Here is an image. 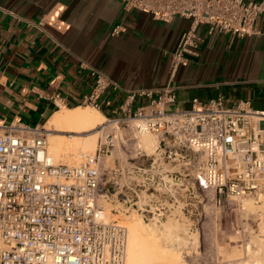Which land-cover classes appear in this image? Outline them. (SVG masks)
I'll list each match as a JSON object with an SVG mask.
<instances>
[{
    "label": "built area",
    "instance_id": "built-area-1",
    "mask_svg": "<svg viewBox=\"0 0 264 264\" xmlns=\"http://www.w3.org/2000/svg\"><path fill=\"white\" fill-rule=\"evenodd\" d=\"M121 1L124 10L158 21L190 20L169 52L171 79L188 56L198 55L199 24L210 33L244 37L260 34L256 22H264V0ZM35 25L47 34L42 22ZM122 30L117 24L111 34ZM78 61L94 78L81 104L98 108L111 87L126 92L121 115L106 119L115 127L112 134L100 137L77 163L48 154L43 124L0 122V264H124L127 229L120 217L132 213L156 224L177 221L197 234L186 257L199 250L202 214L214 226L229 216L236 244L246 255L260 256L254 237L264 231L242 217L241 200L264 191V111L242 100L230 106L220 94L203 103L194 98L188 110H167L176 100L171 84L127 90ZM137 97L147 101L130 114ZM47 99L57 109L65 106L59 92ZM145 134L158 137L151 154L136 143ZM117 150L127 156L105 165L104 158Z\"/></svg>",
    "mask_w": 264,
    "mask_h": 264
},
{
    "label": "crops",
    "instance_id": "crops-1",
    "mask_svg": "<svg viewBox=\"0 0 264 264\" xmlns=\"http://www.w3.org/2000/svg\"><path fill=\"white\" fill-rule=\"evenodd\" d=\"M256 1V0H254ZM0 122L42 125L57 109L47 99L59 92L64 108L81 106L94 78L79 59L109 76L122 88L175 87L176 100L167 105L188 110L217 95L234 105L242 100L251 110L264 111V22L260 34L235 37L196 30L197 56H188L169 78L171 52L190 20L170 22L123 9L121 0H0ZM26 19L33 24H29ZM42 22L47 34L35 24ZM120 24L123 30L112 35ZM126 92L108 88L97 109L106 119L121 115ZM137 97L130 114L146 103ZM63 106V105H62Z\"/></svg>",
    "mask_w": 264,
    "mask_h": 264
},
{
    "label": "bare ground",
    "instance_id": "bare-ground-1",
    "mask_svg": "<svg viewBox=\"0 0 264 264\" xmlns=\"http://www.w3.org/2000/svg\"><path fill=\"white\" fill-rule=\"evenodd\" d=\"M87 106L89 107L64 108L61 106L63 108L60 107V110L53 112L43 123L49 144L47 152L55 161L62 156H70L73 162L77 163L81 156L94 151L100 131L81 137L82 139L76 141L77 143L74 142L73 146L63 142V137L66 136L63 135L64 133H86L103 125L104 116L95 107ZM136 143L147 153L153 151L157 140L145 134L138 137ZM261 192L256 199H243V204L249 207L260 201L264 202V191ZM167 221L162 227H157L158 224L147 225L134 216L125 217L123 223L127 229V239L124 264H185L182 260L183 253L193 248L195 243L189 244L187 249H180L192 240L191 238H196L197 234L190 236L183 224L172 220Z\"/></svg>",
    "mask_w": 264,
    "mask_h": 264
},
{
    "label": "rangeland",
    "instance_id": "rangeland-1",
    "mask_svg": "<svg viewBox=\"0 0 264 264\" xmlns=\"http://www.w3.org/2000/svg\"><path fill=\"white\" fill-rule=\"evenodd\" d=\"M81 106L89 107L87 106V104H81ZM166 109L170 110L168 107ZM114 128H115L114 125H112V123H107V120H105L104 118L103 125L98 126L96 129L90 132L80 133V134L79 133H64V134L60 133V134L66 135L63 137V142L65 144H70V145L72 144L73 146V144L77 143L76 141L82 139L81 137H85L87 135L92 134L93 132L100 131V133L98 132L97 135L98 136L97 140H98L100 137H104L108 133L112 134ZM151 137L155 138L156 140L158 139V137H156L155 135H151ZM151 152H147V153L150 154ZM126 156L122 150H117L114 153H112V155L106 156L104 158V163L105 165L108 166L112 164L114 157L125 158ZM58 161L72 163L73 159H71L70 156H62ZM256 197L257 196L252 194L249 196H245L243 199H248V198L256 199ZM241 204H243V202ZM243 208L244 210L242 217L245 219V221L249 223L252 227H255L259 223L258 224L259 227H261L262 230L264 231V202L260 201L258 204H252V206L249 207L248 205L243 204ZM129 216H134L136 218L141 219L139 216L133 213L130 214ZM120 218L124 220L125 216H121ZM198 221L199 223L197 225L201 226L199 229V241H198L199 250H197V253L195 255L189 257H186L183 254L182 260L185 264H264V236L254 237V241L258 244L259 248L262 250L260 256L258 257H256L257 255L248 256L245 254L242 246L239 247L234 241L236 240L237 237L236 235H234V230L232 229V225H231L234 224V222L231 223L229 216H224V218L222 219V224L220 226L212 225V223H210L207 220V217H204V214H202L199 217ZM143 222L151 226L156 224L154 222H146V221ZM163 225L164 222L156 226L162 227ZM184 231L186 230L184 229ZM187 234H189L190 236L196 235L188 232ZM194 239H196V241ZM195 242H197V235L196 238H192V240L188 241L187 244H184L183 248L180 250L187 249L188 248L187 246L189 244ZM247 247L251 249L253 248V246L251 245H247ZM253 253L258 254L259 250L253 248Z\"/></svg>",
    "mask_w": 264,
    "mask_h": 264
},
{
    "label": "trees",
    "instance_id": "trees-1",
    "mask_svg": "<svg viewBox=\"0 0 264 264\" xmlns=\"http://www.w3.org/2000/svg\"><path fill=\"white\" fill-rule=\"evenodd\" d=\"M71 108H72V106H71Z\"/></svg>",
    "mask_w": 264,
    "mask_h": 264
}]
</instances>
